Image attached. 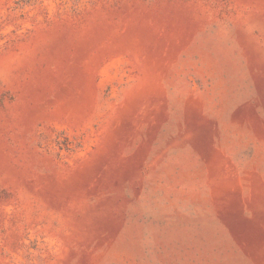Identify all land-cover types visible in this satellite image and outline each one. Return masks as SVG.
I'll return each instance as SVG.
<instances>
[{"label":"rangeland","instance_id":"rangeland-1","mask_svg":"<svg viewBox=\"0 0 264 264\" xmlns=\"http://www.w3.org/2000/svg\"><path fill=\"white\" fill-rule=\"evenodd\" d=\"M0 264H264V0H0Z\"/></svg>","mask_w":264,"mask_h":264}]
</instances>
